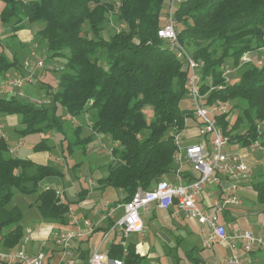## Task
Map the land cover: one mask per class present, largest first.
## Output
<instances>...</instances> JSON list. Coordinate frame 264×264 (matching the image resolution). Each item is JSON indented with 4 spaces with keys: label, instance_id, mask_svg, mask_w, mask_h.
Here are the masks:
<instances>
[{
    "label": "trees",
    "instance_id": "1",
    "mask_svg": "<svg viewBox=\"0 0 264 264\" xmlns=\"http://www.w3.org/2000/svg\"><path fill=\"white\" fill-rule=\"evenodd\" d=\"M0 2V24L16 31L24 27L23 21L42 23L35 34L43 40L46 60L63 59L61 67L51 66L59 72L55 87L35 74L43 90L37 95L50 97L49 104L38 105L13 95L0 97V115L18 117L17 137L44 134L32 150L50 153L53 143L48 133L54 132L71 154L78 149L86 152L94 133L105 134L113 144L111 158L106 173L96 178L95 188L99 193L121 190L123 197L118 200L123 203L138 189H151L175 171L174 137L185 129L193 114L189 107L181 106L182 99L187 98V68L157 34L163 24L164 0ZM173 13L177 40L201 63L200 91L207 93L206 103L227 104L226 112L216 114L217 124L230 143L251 146L258 142L264 153V58L258 64H241L234 84L227 83L223 76L228 60L237 66L244 53L258 49L264 52V0H180ZM110 19L124 26L104 35ZM22 65L21 54L8 57L0 46V76L11 69L20 71ZM25 91L28 96L34 95ZM234 99L244 106L229 105ZM82 114H87L92 132L84 135L83 123L66 130L70 117ZM51 175L63 176L50 161L40 165L12 155L7 139L0 135L2 248H18L24 237L21 210L16 205L8 206L14 189L23 194L37 192L38 207L47 222H68L72 202L55 188L39 189L40 181ZM251 187L264 212V172L260 169L254 172ZM87 193L88 189L81 188L78 199H84ZM112 223L110 220L104 230ZM126 250L123 256L121 244L109 245L111 257L121 258L123 264H140L142 257L131 242H127ZM88 253L80 251V256L89 258Z\"/></svg>",
    "mask_w": 264,
    "mask_h": 264
},
{
    "label": "built area",
    "instance_id": "2",
    "mask_svg": "<svg viewBox=\"0 0 264 264\" xmlns=\"http://www.w3.org/2000/svg\"><path fill=\"white\" fill-rule=\"evenodd\" d=\"M179 1L164 0L163 24L159 26L157 34L172 48L176 58L187 68L186 96L200 140L185 145L182 143L181 133L176 134L174 161L178 165H188L194 177L184 180L177 169L175 171L176 182L161 179L151 189H138L128 201L121 204L122 214L113 219V223L104 230L99 243L90 252L86 264H123L121 258L109 255V246L102 247V244L106 242L112 245L113 242H118L123 246L122 255H126V241L132 234L143 231L141 213L150 203H155L162 209H168L173 204L179 206L186 217L195 219L199 224L200 231L203 233L204 246L211 247L216 241L223 242L230 249L231 254L215 264H264L251 257V253L255 251H264V234L256 233L250 228L239 227L228 231L220 220V214L225 208L241 204L237 190L242 182L250 179L251 168L239 149L228 147L230 145L229 136L224 134L217 124L216 114L226 112L228 107L223 103H206V94L200 91L198 68L201 63L194 60L186 47L177 40L178 31L173 12ZM243 56V59L249 60L246 54ZM46 67L42 58H27L20 71L6 72L0 76V97L13 95L27 98L26 100L38 105L49 104L50 97L37 94L28 96L25 91L27 87L36 82L35 74ZM258 145V142H255L251 146L260 147ZM9 152L12 155L15 154L16 147L10 146ZM222 178L229 184L222 187L221 195L213 202L211 210L200 207L197 202L203 189L211 184L219 185ZM89 182L95 185V182L91 180ZM56 193L60 194L59 190L56 189ZM114 210L115 206L107 198L101 199L96 209L102 219H112ZM67 218L74 227L55 234L54 242L61 246L63 253L68 255L76 247L78 241L94 232L96 223L76 213L72 206L68 208ZM0 262L4 264H56L47 259L41 248L27 252L22 248L5 249L1 246Z\"/></svg>",
    "mask_w": 264,
    "mask_h": 264
},
{
    "label": "crops",
    "instance_id": "3",
    "mask_svg": "<svg viewBox=\"0 0 264 264\" xmlns=\"http://www.w3.org/2000/svg\"><path fill=\"white\" fill-rule=\"evenodd\" d=\"M16 36H18L19 41L25 45L28 44L23 43V41L26 42L33 39L32 32H30L27 28H21L17 30L15 32V39ZM2 37H4L3 34L0 35V38ZM30 54L31 55L28 58L36 59L35 57H32V55L35 54L33 51H31ZM23 59L24 56L21 55L22 62L26 60ZM13 72H15V70L13 69L8 71V73ZM39 73L37 72V76ZM37 87L38 85L36 81L34 85L27 87L26 90L32 92L33 94H37ZM7 116V119L12 122L16 119L18 121V117L16 115L11 114ZM0 126L1 128L3 127V124L1 122ZM0 135H3L5 137L4 132L1 130ZM21 139L22 138L17 139L19 140L18 144L22 143ZM104 140H108V142H110L109 138L105 134L94 133V140L88 144L86 152H89V150L93 149L95 150L94 146H103ZM181 140L185 145L195 143L200 140V137L197 135L196 122L193 118H189V120L187 119L186 127L181 132ZM231 144L232 143H230V145L228 146L229 148L232 147ZM243 147L244 146H242L241 149ZM237 149L241 150L240 148ZM243 155L246 160L247 155L245 153H243ZM49 157L50 154L48 151H34L33 153H31V155L27 156V158L31 159L35 163H39L40 165L49 162ZM247 162L249 163L248 160ZM177 165L178 164H176V166ZM178 166L179 167H176L175 171L178 169L181 174L180 176H182L184 180H188L194 177V174L188 165L181 164ZM92 169L93 168L89 167L84 174L88 175ZM175 171H173L168 177H165V179L171 182H176L177 178ZM253 172L254 168H251V173ZM83 178L82 180L86 182V186L82 185L81 178L78 176L76 178V181L74 180V182L72 183L74 186L73 193L68 192V189H65L63 186L62 191H60L57 187L52 188L59 190L61 196L64 197L65 195V198L72 202L70 206L75 209L76 213L82 216H86L87 218L92 220V222L96 223L94 232L84 239L78 241L76 247H74L71 253L67 255L63 253L61 246L57 245L54 242V235H57L63 230L71 229L74 227V225L69 221L68 218V222L66 224H54L52 222H46L42 224L43 226L41 225L42 227H44L42 231H40V226H37L33 232H30L28 229V233L24 234L23 241L18 246V248H22L27 252H33L38 248H41L45 252L47 259L49 261L55 262L56 264H68V262H70L69 264L87 263L88 257H81L80 251L88 250V254H90L93 249V246L89 245L88 243L90 241V238L98 232H100L102 235V233L104 232V228L109 223V221L119 217L122 214L123 209L121 204L123 202L119 201L118 199L123 197V192L121 190L115 191L112 189H107L104 193H99L100 190L95 188L98 184L96 182L97 179L94 176L93 180L92 178L90 179L89 176H84ZM90 180L92 182H95V185L90 184ZM228 184V181L222 178L219 185H208L203 189L201 197L199 198L197 203L200 205V207L209 208L211 210V205L221 195L222 187H226L228 186ZM47 187L50 186H46L45 188ZM81 188L88 189V193L84 199L79 200L78 192ZM237 193L240 196L241 204L239 206H228L227 208H225L220 214V220L222 221V223H224V225L226 226L225 229H227L228 231H231L235 227H239L250 228L256 233H259L253 228V225L249 224L248 212L252 209H248V207L244 204L245 197L243 196L245 193L253 194L255 196L254 191L251 187L250 180L242 182L241 187L239 188V190H237ZM104 198L109 199L113 206H115L112 219H102L100 213L96 211L98 203L101 199ZM115 200L118 201L116 202ZM249 201H252V204L256 205V200ZM259 212H262L261 209L259 210ZM142 213H144L147 217H144V219H142L144 226L143 231H141L140 234L137 233L138 235H135L134 237H129L126 241L131 242L134 245L135 251L142 257L140 264H215L217 262H220L221 259L223 260L229 257L231 254L230 249L223 242L220 243L219 241H216L212 244L211 247L204 246L203 233L200 231L199 224L195 219L186 217L184 211L180 209L176 204L171 205L168 209H162L156 206L155 203H150L147 209ZM46 227L54 228L55 230L51 239L48 237L45 231ZM194 234H198L199 238H194ZM48 241H50V246L47 247L46 244ZM108 246L109 245L106 244L105 247ZM251 257L257 260L258 258L264 259V256L261 252L251 253ZM0 264L4 263L0 262Z\"/></svg>",
    "mask_w": 264,
    "mask_h": 264
},
{
    "label": "rangeland",
    "instance_id": "4",
    "mask_svg": "<svg viewBox=\"0 0 264 264\" xmlns=\"http://www.w3.org/2000/svg\"><path fill=\"white\" fill-rule=\"evenodd\" d=\"M1 4L2 3L0 2V7H1ZM23 26H24L23 28H27L30 32H32V35H33V39L31 41L29 40L26 42L23 41V43H26L28 45L22 44V42L19 41L18 36H16V39L14 38L13 34H15L17 30L16 31L11 30L10 28L11 26L8 24L6 25L0 24V35L1 34L4 35V37L0 38V46L1 45L4 46V51L8 57H12L14 53L21 54L23 52L21 55L24 56V59H27L31 55L30 54L31 51H33L35 54L32 55V57H35L36 59L42 58L45 61V65L49 67L43 71L44 73L42 72V70L39 71L40 72L39 74L41 75L38 74V78L40 80L44 79V81L49 82L55 87L59 72L58 70L54 71L52 69L53 67L51 66L53 64L55 66L58 65L57 68L61 67V64L63 63V59L53 58V59H50L51 61L49 60L50 62L46 60L47 52L45 50L43 40L41 39L40 36H36L35 34L36 30L43 26L42 23L39 22V23L29 24L26 21H23ZM123 26L124 24L122 22L110 19L106 23V28H104L105 29L104 35H107L108 33H111L117 29L119 30ZM244 54H246V57H248L250 61H254V63L256 62L257 64L261 63L264 58L263 49L248 51ZM243 55L240 57L239 64L237 66H233L230 60H228V63L224 66L223 76L225 77L227 83L234 84L235 82H237L240 76V72H241V69H240L241 64L249 62V60L243 59L244 57ZM37 89L39 92L43 91L39 87H37ZM38 95H42V94H38ZM228 104L229 105L239 104L241 106H244V103H242V101L238 99H234ZM225 105L227 106V104ZM181 106L183 108L189 107L187 98L182 99ZM61 111L63 114H65L64 109H61ZM236 113H237L236 111L232 112V115L230 117L231 123L236 117ZM7 117H8L7 115H0V122L3 124V127L0 130L4 132L5 137L7 138L9 147L10 146L16 147V153L13 155L19 156V157H27L31 155V153L34 152L32 150V146L34 145V143L40 141L41 137L44 134L36 133V134L27 135L24 137H17L16 128L19 127L18 125L19 123L17 119L12 122L9 119H7ZM78 123L84 124L83 125L84 135L87 134V132L88 133L92 132L90 128L89 119L87 115H84V114L78 117H75V116L70 117L69 122L65 126L66 130L69 131L70 126H74ZM48 134H50V137L52 138L51 140L53 143V149L49 153L50 154L49 161L52 162V165L54 167H57V169H59L62 172L63 176L51 175V176L45 177L44 179L40 181L39 189L42 190L46 186H50V187H57L60 191H62V186H63L65 189H68V192L73 193L74 186L72 183L74 182V180L76 181V178L78 176L81 178L82 185L86 186V182L82 180L84 176H89L90 179L92 178L93 180L94 179L93 176L95 178H98V177L103 176L106 173L105 163L109 162L110 160L109 158H111L110 149L113 146L111 142H108V140H104L103 146L101 145H98L96 147L94 146L95 150L93 149V150H89V152H83L82 150L78 149L75 152H72L70 154V153H67L68 150L65 144L61 146L60 140H59L61 139L60 135H57L54 132L52 133L49 132ZM18 138L19 139L22 138L21 139L22 143L18 144V141H19L17 140ZM231 145L232 147L230 149H237V148L241 149L242 147L239 144L232 143ZM62 148H63V151H62ZM261 150H260V147H253L250 145L244 146L240 150L242 153H245L247 155L246 160L249 161L250 163L249 166L251 168H254V172L257 169H260L261 171L264 172V153ZM89 167L93 169L88 175H85L84 173H86ZM176 167L178 168L179 166L177 165ZM254 172L251 173V176H250L251 178L249 179L250 183L253 180ZM243 197H245L244 204L248 207V209H252L251 211L248 212L249 224L253 225L254 226L253 228L256 231L264 234V214H263L264 212H261V213L259 212V210L261 209V206L259 204L257 205V203L256 205L252 204V201H249V200H255V196L253 194L245 193ZM38 203L39 201L37 200V192H33L30 194H23L18 190H15V189L13 190V194H12V197H11V200L8 206L11 207V206L16 205L21 210L22 215L19 221L23 226L24 234L28 233V229L30 232H33L37 226L41 227L40 231L44 229V227H42L43 226L42 224L46 223L47 221L41 214L40 208L38 207ZM141 217L142 219H144V217L147 218L144 213H141ZM52 223L59 224L57 221L52 222ZM45 231L50 239L55 232L54 228H47V227ZM138 234L134 233L130 237H134L135 235H138ZM193 237L198 239L199 235L194 234ZM100 238H101V233L100 232L95 233L90 238V241L88 242L89 245H92L93 247H95L99 243ZM0 246L2 247L1 244ZM46 246L47 247L50 246V241L47 242ZM105 246H106V242L103 243L102 247H105ZM258 252H261L262 255L264 256V251H258ZM263 260H264L263 258H258L259 262H263Z\"/></svg>",
    "mask_w": 264,
    "mask_h": 264
}]
</instances>
